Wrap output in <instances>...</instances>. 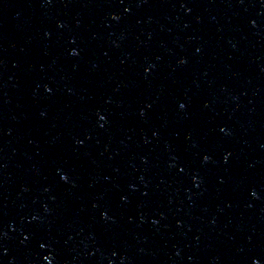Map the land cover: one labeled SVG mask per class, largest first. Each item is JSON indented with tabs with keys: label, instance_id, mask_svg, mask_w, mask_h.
I'll use <instances>...</instances> for the list:
<instances>
[{
	"label": "water",
	"instance_id": "obj_1",
	"mask_svg": "<svg viewBox=\"0 0 264 264\" xmlns=\"http://www.w3.org/2000/svg\"><path fill=\"white\" fill-rule=\"evenodd\" d=\"M0 264H264V0H0Z\"/></svg>",
	"mask_w": 264,
	"mask_h": 264
}]
</instances>
